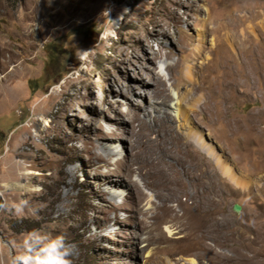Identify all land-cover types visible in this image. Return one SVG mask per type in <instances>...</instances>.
<instances>
[{
    "label": "rangeland",
    "instance_id": "obj_1",
    "mask_svg": "<svg viewBox=\"0 0 264 264\" xmlns=\"http://www.w3.org/2000/svg\"><path fill=\"white\" fill-rule=\"evenodd\" d=\"M156 55L170 146L131 131ZM0 197V264L32 230L71 264H264V0H0Z\"/></svg>",
    "mask_w": 264,
    "mask_h": 264
},
{
    "label": "bare ground",
    "instance_id": "obj_2",
    "mask_svg": "<svg viewBox=\"0 0 264 264\" xmlns=\"http://www.w3.org/2000/svg\"><path fill=\"white\" fill-rule=\"evenodd\" d=\"M209 23L211 24L210 20L208 24ZM208 24L204 25V34L206 36L211 35L213 37L214 42H219V40H221L222 38V34L218 32V29L214 25H212V27H208ZM176 32H177L176 42L178 43L179 47L181 49H190L193 51L194 54L190 55L186 60L187 62L192 63L193 60L197 59L204 52V50L197 48L194 51L193 48H190V45H191L190 40L187 38V36L184 33H182L179 30L178 27H176ZM160 47L162 48V45H160ZM164 56L167 57V54H165ZM155 58H157V55L155 57L147 56L144 59V63L141 65L144 71H147L148 73L151 74L150 80L147 83H144L143 81H141V78H138L137 79L138 81H135V83H133V85L139 87L142 90V93L144 94L145 92L147 93V91H150L151 93L150 103H152L150 108H152V114L150 115L143 114V117L140 118L137 115V110L134 109V111L129 112L130 117H131V121H130L131 131L134 135H138L141 132V130H143L144 128L148 126H153L156 131L155 133L157 135H160L158 142L164 146H170L175 143L177 144L178 141H181V140L179 136L177 135V133L174 132V129L172 127V123H173L172 117L165 109H162L160 107V106H165L170 101H172L173 96L168 93L161 78H159L157 75L155 76V74H153V72L151 71L152 69L150 70L149 68L153 65ZM177 69L178 67L176 64H167L165 67V70L167 71L168 75L172 79L175 80V82H173L172 84H174V86H176L177 89L179 88V86L184 87L186 85V82L189 83L190 85V92H193L195 90H200L202 88V83H199V82L193 83V82L188 81L187 79L183 80L180 76H177L174 73V71L175 70L177 71ZM186 69L187 71H189L190 67L187 66ZM227 86H224L223 90H225ZM176 98H178L177 92H176ZM175 111H176V114L178 113L177 115L178 119H181L183 121L186 118L184 111H181V109L178 108L177 104H176ZM145 117L148 118V121H146ZM193 134L194 136H196L194 132ZM135 154H137V152ZM210 154L211 156L212 155L214 156V158L216 159V162H224V160L222 158L220 159V156L216 155L215 153L210 152ZM105 160L104 162H106ZM145 162H149V160H146ZM150 162H160V157H154ZM222 171L225 175H227L228 177H231L232 180H234L233 174L228 168H223ZM238 260L241 261V259H238Z\"/></svg>",
    "mask_w": 264,
    "mask_h": 264
},
{
    "label": "clouds",
    "instance_id": "obj_3",
    "mask_svg": "<svg viewBox=\"0 0 264 264\" xmlns=\"http://www.w3.org/2000/svg\"><path fill=\"white\" fill-rule=\"evenodd\" d=\"M21 248L20 254L13 256L10 264H71L72 247L60 235L32 230L26 234Z\"/></svg>",
    "mask_w": 264,
    "mask_h": 264
},
{
    "label": "water",
    "instance_id": "obj_4",
    "mask_svg": "<svg viewBox=\"0 0 264 264\" xmlns=\"http://www.w3.org/2000/svg\"><path fill=\"white\" fill-rule=\"evenodd\" d=\"M2 204H3V200L2 198L0 197V208L2 207ZM231 210L235 213V214H239L240 212V207L238 205H233Z\"/></svg>",
    "mask_w": 264,
    "mask_h": 264
}]
</instances>
